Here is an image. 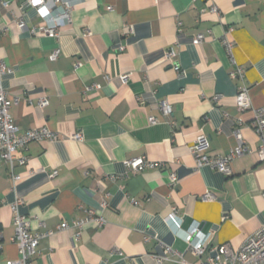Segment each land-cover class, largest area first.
I'll list each match as a JSON object with an SVG mask.
<instances>
[{"label": "crops", "instance_id": "obj_1", "mask_svg": "<svg viewBox=\"0 0 264 264\" xmlns=\"http://www.w3.org/2000/svg\"><path fill=\"white\" fill-rule=\"evenodd\" d=\"M6 1L0 59L10 114L19 130L47 127L57 138L22 152L17 185L0 160V264L19 258L17 199L32 234L43 235L33 264H206L214 249L237 251L264 225L263 142L251 125L253 108L264 106V0H213L218 14L209 0H75L58 38L31 33L43 23L33 10L18 29L25 0ZM198 35L204 41L194 44ZM236 65L250 90L244 112ZM43 96L50 102L40 109ZM200 135L212 157L240 141L249 152L233 159L230 175L198 169L191 147ZM135 158L163 167L134 173L125 162ZM207 192L213 201L202 200ZM89 211L104 225L76 228ZM64 222L70 228L60 230ZM196 227L208 238L201 257L185 239Z\"/></svg>", "mask_w": 264, "mask_h": 264}, {"label": "built area", "instance_id": "obj_2", "mask_svg": "<svg viewBox=\"0 0 264 264\" xmlns=\"http://www.w3.org/2000/svg\"><path fill=\"white\" fill-rule=\"evenodd\" d=\"M75 0H25L19 8L21 15L17 17V27L20 30L27 28V23L24 19V14L30 10L36 11L43 19V23L39 26L32 28L31 33L37 36H45L49 38H58L60 36V30L64 24H69L72 20V10ZM211 2L210 9L213 13H219L218 8ZM4 7L11 8L12 2L1 0ZM112 10V8H109ZM3 30H0V38ZM86 32V31H85ZM84 32V34H86ZM88 32V31H87ZM204 41L203 35H198L194 38V44H201ZM231 48L232 45H229ZM59 52L55 51L51 59L55 60L58 57ZM175 53L170 52L167 54V58L174 63ZM78 64L75 65L77 69ZM176 71L179 68L175 67ZM7 70L6 65L0 59V160L6 162L9 167V172L15 185L22 179V176L15 174V168L18 166H25L28 159L22 155V152L33 142H54L57 138L56 133L51 131L47 127L37 128L34 130L21 131L17 128L15 122L12 119L10 110L13 106V101L9 98L8 91L2 84V76ZM231 77L243 82L238 87L236 95V106L238 111L244 112L252 108L250 90L244 84L245 71L240 65H236V68L231 72ZM128 76H122L121 81L126 84ZM49 97L43 96L38 101V107L44 109L49 105ZM162 111L165 116H169L172 112L167 102H162ZM254 120L252 122V128L262 138V146L258 150V156L261 162L264 163V106L253 108ZM152 123H155L154 118L151 119ZM76 141H82L83 136L81 133H77L73 136ZM209 139L205 135L197 137L195 143L191 147V152L196 161V167L200 169L203 166H208L217 172L230 175V164L234 158L249 152L240 141L239 146L233 150L230 155H221L212 157L208 153ZM126 167L134 173H141L147 169L162 168L163 164L155 163L147 160L146 158H135L125 162ZM57 172L51 173L50 177H55ZM178 178L176 174L170 176V182L175 184ZM202 200L210 202L214 200L213 194L207 192L202 196ZM24 205L22 199H17L12 204L13 212V224L15 228V241L19 249V258L15 261H8L6 264H33L34 258L38 255L39 242L43 238V235L32 234L29 218L21 213V208ZM96 221L100 225H104L105 220L100 218L94 219V212L89 211L86 213L84 220L76 222L75 227L83 229V227ZM70 226L64 222L60 226V230H67ZM186 242L190 250L198 257L203 256L206 253L208 238L207 236H201L199 228H193L186 235ZM168 249L166 252H169ZM215 255L208 260L206 264H264V225L254 233L242 247L234 251L229 246H221L218 249H214ZM161 262V258L159 260Z\"/></svg>", "mask_w": 264, "mask_h": 264}]
</instances>
